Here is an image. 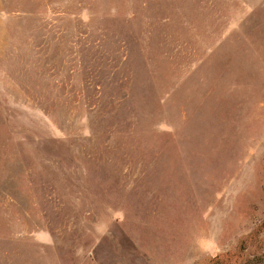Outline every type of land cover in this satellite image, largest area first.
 <instances>
[{"label": "rangeland", "instance_id": "1", "mask_svg": "<svg viewBox=\"0 0 264 264\" xmlns=\"http://www.w3.org/2000/svg\"><path fill=\"white\" fill-rule=\"evenodd\" d=\"M0 264H264V0H0Z\"/></svg>", "mask_w": 264, "mask_h": 264}]
</instances>
